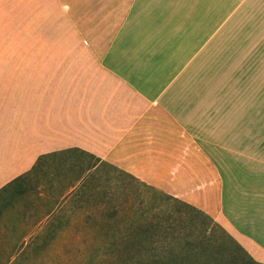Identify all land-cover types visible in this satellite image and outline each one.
<instances>
[{"label":"crops","instance_id":"1","mask_svg":"<svg viewBox=\"0 0 264 264\" xmlns=\"http://www.w3.org/2000/svg\"><path fill=\"white\" fill-rule=\"evenodd\" d=\"M79 2L106 6L107 40L34 49L32 0H0V189L82 150L199 208L264 264V172H227L207 102L218 37L264 0Z\"/></svg>","mask_w":264,"mask_h":264},{"label":"rangeland","instance_id":"2","mask_svg":"<svg viewBox=\"0 0 264 264\" xmlns=\"http://www.w3.org/2000/svg\"><path fill=\"white\" fill-rule=\"evenodd\" d=\"M79 1L82 0H32L34 49L49 44L107 40L111 30L106 32L105 21L99 20L101 14L96 13V7L101 11L106 6ZM90 8L91 13H83ZM74 10L82 12L81 17L77 14L74 19ZM228 26L233 27L232 21H228L226 28ZM218 38L223 46L210 60L207 71L209 129L215 135L218 132L221 139L213 153L224 157L228 173H262L264 13L247 21L241 34L226 32ZM94 162L96 157L82 150L60 153L48 157L42 169L35 171L22 184L0 191V264H5L13 253L11 264H85L81 249L102 239L147 241L158 238L138 229V226L161 222L160 218L150 216V209L160 205L168 206L171 219L181 220L179 225L188 222L187 229L194 232L188 238L197 237L201 225H207V233L211 232L210 235L218 242L214 253L223 259L233 258L235 264H242L244 251L233 244L222 229L232 234L219 222H212L202 214L179 205L161 191L111 166H102L96 178L81 187L77 194H67L68 183L81 174L90 175L87 168ZM55 205L61 211L57 216L58 223L73 228L55 234L46 229L34 244H29L26 238L28 244L20 250L19 244L26 231L40 230L44 225V222L37 223L41 212ZM178 208L181 212L176 211ZM72 209L75 214L70 217L67 211ZM81 210L82 215H79L77 212ZM101 224L110 226V233L94 232L92 226ZM142 253L147 254L148 251L143 250ZM149 253L164 254L159 249Z\"/></svg>","mask_w":264,"mask_h":264},{"label":"trees","instance_id":"3","mask_svg":"<svg viewBox=\"0 0 264 264\" xmlns=\"http://www.w3.org/2000/svg\"><path fill=\"white\" fill-rule=\"evenodd\" d=\"M49 156L39 157L37 159L34 164L32 174L35 171H39L40 169H42L45 160ZM53 156H55V154ZM102 166H111L121 173L133 177L123 170L118 169L96 157V162H94L87 168V171L91 172L90 175L81 174L75 177L70 183H68L67 194H77L76 192L81 191V187H83L85 184H90V181L96 178L97 172L100 173L99 169H101ZM24 181V177H17L6 186L1 188L0 191L11 185L22 184ZM163 194L167 198L177 202L179 205L186 207L187 209L195 213H200L205 218H208L211 221L213 220L208 214H206L199 208L169 194ZM62 197H64V195ZM167 207L168 206L166 205H160L153 206L150 209V216L153 218H160L162 220L161 222L154 224L147 222L148 224L145 226H138V229H142L149 234L156 235L158 236V238L148 239L147 241L137 239L126 241L112 238L102 239L100 242L93 243L89 246H84L81 249V255L83 258H85V264H181V262L186 261L188 262V264H235L233 258L232 260H228L225 258L223 259L222 257H219L214 253L213 249L218 248V242L214 239V237L210 235L211 232L207 233V225H201L198 234H196L197 237L188 238L187 236L194 235V232L192 233L187 229L188 222L186 221L184 225H179V222H181V220H172L169 216L171 212ZM59 210L60 207L58 205H55V207L47 208L46 210L41 212L40 219H38L39 221L37 223L40 224L44 222V225L40 227V230L26 231L25 235L21 239V243L19 244L20 250L25 248L24 246L28 244V242L25 241L26 238L28 239L29 244H34L39 238V235L43 234L46 229L55 234L73 228L70 225H61L58 223L57 216L61 212ZM176 211L181 212L179 208L176 209ZM82 212L83 210L78 211L77 213L79 215H82ZM67 213L69 214L68 216L71 217L73 216V214H75V211L72 209L68 210ZM113 214L114 212H112V215ZM87 216L89 218L90 215ZM214 223L217 224L215 221ZM93 226L92 228L96 233L108 234L111 231V227L105 224ZM181 230L184 231L181 232ZM222 230L229 236L233 244L244 251L245 259L242 261V264H262L255 261L248 254V252H246L242 248V246L230 234L226 232L224 228ZM171 236L174 237L169 238ZM155 249L162 250L164 254L149 253ZM143 250H147L148 253L143 254ZM13 254H10V256L6 259L5 264H11L13 262Z\"/></svg>","mask_w":264,"mask_h":264}]
</instances>
